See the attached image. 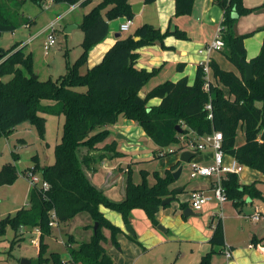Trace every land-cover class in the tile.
<instances>
[{
  "label": "trees",
  "instance_id": "trees-1",
  "mask_svg": "<svg viewBox=\"0 0 264 264\" xmlns=\"http://www.w3.org/2000/svg\"><path fill=\"white\" fill-rule=\"evenodd\" d=\"M30 1L40 5L44 0ZM50 1L70 6L76 3L84 5L89 0ZM154 1L145 0V3ZM174 1L175 16L190 14L194 0ZM25 2L0 0V34L14 32L20 26L17 15ZM217 4L224 11L220 24V38L224 43L222 51L239 74L225 71L215 61H209V73L216 84L209 80L207 90L204 89L202 65H199L192 85H188L186 78L176 82L165 81L143 98L139 96L140 90L157 75L159 69L150 72L137 69L136 51L156 42L162 43L167 36L186 38L177 29L168 28L162 33L149 24L119 36L100 63L81 72L86 66L89 50L108 35V23L120 17L132 20L128 0H103L83 16L80 24L83 33L81 53L74 62L65 61V71L56 80L33 79L31 57L24 55L21 48L16 50L18 45L8 50L0 49V135L10 133L30 113L42 138L45 128L43 115L63 117L62 135L54 147V162L39 170L48 189L31 188L27 206L18 210L13 218L0 222V232L7 224L13 229V242L19 239L18 232L22 228L39 231L37 264L48 260L44 257L47 245L43 237L51 234L52 229L48 226L51 212L55 213L58 224L82 213L87 214L92 222L87 227L92 232L87 241H73V236H67L66 250L73 264H113L106 245L117 247V236L122 232L103 216L100 207L120 214L125 226L129 225L131 211L140 209L151 225L157 227L156 215L162 208V202L175 197L176 190L170 189V186L174 183L172 173L179 164L165 170L162 175L142 169L138 183L132 181L128 169L125 195L120 202L109 200L89 181L85 171L95 172L97 165L106 157L104 154L92 156V152L106 151L112 154V158L123 156L116 151L115 141L106 142L110 133L108 127L115 125L119 117L141 127L146 137L159 148L153 160L173 151H182L201 136L220 132L221 150L225 155L239 165L264 175V39L258 55L249 62L253 66V79L246 82L240 61L245 60L244 39L250 34L237 35L234 29L238 17L258 8H245L242 0H221ZM32 23V20L24 19L22 25ZM22 69H26L28 74L25 75ZM221 86L227 89L228 96H225ZM80 88L84 90L79 91ZM152 98L160 99V103L149 108L147 103ZM42 100L54 103L41 105ZM208 104L210 110L206 109ZM209 114L211 118H208ZM238 127L243 129L244 137L239 146L236 145ZM33 161L36 171L37 161L35 158ZM150 174L153 178L151 184L148 183ZM15 177L14 166L3 165L0 186L11 184ZM221 186L227 201L236 209L242 207L246 197L264 201L255 182L242 185L236 174H226ZM129 237L134 239L132 235ZM208 242L211 248L221 247L223 250L224 233L220 220L214 224ZM213 253L214 250L206 253L199 264H210ZM51 257L54 264H62L57 253H51Z\"/></svg>",
  "mask_w": 264,
  "mask_h": 264
},
{
  "label": "crops",
  "instance_id": "crops-1",
  "mask_svg": "<svg viewBox=\"0 0 264 264\" xmlns=\"http://www.w3.org/2000/svg\"><path fill=\"white\" fill-rule=\"evenodd\" d=\"M102 1L103 0H89L88 3L84 5L78 3L77 7L73 10H69V6L67 5L68 8L65 12L57 16L55 20H57V22L62 21L70 12L81 7L82 12H80V21L71 19L69 23L64 22L63 24L65 29L68 25L69 33L80 28V22L83 16ZM217 1L221 0H194L190 14L175 16L174 0H155L150 4H146L145 0H128L130 6L141 4V6L136 9L137 13L133 14L132 26L136 24L137 28L140 25L149 24L159 29L162 33L168 28H171L177 29L186 35V38L183 39L167 36L163 39L162 43L156 42L152 45L141 47L136 51L138 53V58L135 63L137 69H144L148 72L152 69H159L157 75L140 90V97L143 98L152 88L165 81L176 82L182 78H186L188 85H192L195 80L197 67L212 60L215 61L221 69L239 74L237 68L226 59L223 51H213L208 56L200 52L207 43L212 41L217 27L222 22L224 11L217 4ZM242 4L248 9L258 8L248 15L238 17L234 26L237 35L251 34L244 39L245 61L249 63L258 55L262 39H264V0H242ZM235 16L234 14V17ZM124 20V17H120L108 23V35L102 42L89 50L86 66L81 69L82 73L86 69H90L100 63L104 54L114 45L116 39L123 35V33L119 32V25ZM32 21L34 23V20ZM65 32L67 33L66 30ZM117 34L120 35L117 37ZM20 47L19 45V48ZM208 77L213 84H216L211 72ZM221 89L225 96H228L227 89L223 86H221ZM159 103L160 99L152 98L148 101L147 107H155L158 106ZM125 123L126 122H123L120 126L117 124L113 125V127L120 129L121 127H123V129H130L132 127V136H134L132 137V141L125 138L127 145H123L121 148H117L116 144V151H122L121 153L123 156L112 158V154L106 151L92 152V156L104 154L106 157L97 165L95 172L85 171L89 181L113 202H120L124 198L126 175L128 169L131 171L130 165L132 163L136 164L138 171L140 168L149 165L151 168L149 172L157 171L162 175L165 170L171 169L177 164L181 165L179 156L182 151H190L195 154L191 161L185 164L186 166L184 164L182 165L180 176L177 180H174V183L170 186V189L176 190V195L173 197L174 200L162 206L156 215L158 226H160L162 230L151 225L144 211L140 209L131 211L132 237H134V240L136 236L139 237L137 242H132V253L134 255L132 257V264L142 259L143 256L146 255L147 249L151 248L167 252L165 257L173 260V264H199L200 259L206 253L214 250L210 258V264H219L216 258L214 259V255L219 254L221 257H224L222 248H211L208 241L212 233L205 229L201 220L198 219L201 222L200 227H195L194 225L196 217H201L204 222L209 220L211 223L213 222L215 224L217 222L215 215L219 214L218 211L223 213L219 220L223 227L224 245L231 249L232 254L230 259L224 257L225 260L222 264H264V226H261L262 228H259L260 230L258 227L250 229L249 232L241 234V238L240 236H233L228 226V222L232 215H234L233 218L238 219L242 207L236 209L230 201L219 205L214 200H211L207 202L199 212H195L191 209L189 203L190 193L192 191H209L212 187V180L191 178L190 164H212V150L206 148L203 151H196L186 146L182 151H173V153L169 155L153 160V155L159 151V148L154 145L150 138L145 136L140 127L136 126L134 122L128 121L129 124L127 125ZM133 132L135 134H133ZM243 138V129L238 127L236 134L237 146L243 143ZM231 159L232 157L225 155L224 161L225 163H229ZM178 167L174 171H176ZM238 179L239 183L242 185L255 182L256 188L261 192L262 197H264V175L255 170L243 167L241 173L238 174ZM133 180L135 183L139 182V179L137 176L135 177V175H133ZM258 201L262 200L258 199ZM248 204L251 207L249 216L254 212L255 207L258 209L260 208L259 210L264 214V205L259 206L255 204L253 200H249ZM100 211L110 223L122 231L120 234L121 240L118 242L120 243L119 246H106L107 250L110 248V250H108L110 254L117 252L118 255H120L119 257H121L124 254L121 242L125 243V245L128 244L129 242L127 241L130 234L125 231V225L119 215L115 216L112 211L104 207H100ZM112 216L116 219L114 218L115 220H112ZM76 217H82L83 220L87 222L82 227V233H80L78 238L83 241L89 239L92 234L91 230L87 229V227L90 226L89 216L82 213ZM262 221H264V218L258 223ZM68 234L73 235L74 240L77 241L70 227ZM171 243H174V245L178 243L177 250L173 245L172 247L174 248L170 249ZM183 243L186 244L185 247L181 246ZM67 257L68 253L66 252V256L61 259H66ZM113 264L115 263L113 262Z\"/></svg>",
  "mask_w": 264,
  "mask_h": 264
},
{
  "label": "rangeland",
  "instance_id": "rangeland-1",
  "mask_svg": "<svg viewBox=\"0 0 264 264\" xmlns=\"http://www.w3.org/2000/svg\"><path fill=\"white\" fill-rule=\"evenodd\" d=\"M67 8L68 6L65 3H53L46 0L38 5L30 0H26L17 15V21L20 26L14 32H4L0 34V49L8 50L12 46L18 45V47H16L17 50L20 45L24 55H30L31 57L30 73L32 76H36L40 81H45L48 78L52 80L58 79L65 71V61L68 60L72 63L79 57L81 53L80 44L83 38V33L80 28L66 33V29L63 27V22L69 23L71 19L80 21V12H82L81 7L76 8L62 21L57 22V24L51 27L56 17L65 12ZM24 19L34 20V23L22 26ZM135 29L136 24L131 26L129 31L132 32ZM51 32L55 38V45L44 54L43 45L48 34ZM127 33H123V35ZM22 71L25 75L28 74L26 69H22ZM78 90L83 91L84 89L80 88ZM40 103L41 105H52L54 102L51 100H42ZM43 116L45 118V128L42 138H40L37 128L33 124L30 113L26 116L24 121L18 124L10 133L0 135V169L3 165L9 164L14 166L16 172L15 180L11 184L0 186V222L8 217L13 218L18 210L27 206L29 193L32 187L25 176V172L30 167L34 166L33 159L35 158L37 161L38 168L35 171L37 175H39V170L41 168L51 165L54 162V147L55 144L60 141L62 135L63 117L50 114ZM123 122H126V125L129 124L128 120L126 121L122 117L118 118L116 124L120 126ZM136 126L138 125L136 124ZM108 129L110 133L106 142L115 141L117 148L127 145L125 138L132 141V137H134L132 136V127L130 129H123V127H121L120 129L109 126ZM140 129L142 130L141 127ZM133 134L135 133L133 132ZM20 141L22 143H19ZM173 147L176 148V146ZM118 152L121 153L122 151ZM118 157H121V155ZM130 166L131 179L133 182V175H135V177L137 176L140 181L139 171L141 169L151 170L149 165L140 168L139 171L135 163H132ZM152 181L153 178L150 174L148 176V183L151 184ZM249 200H253L255 204L259 206L264 205V201L246 197L242 205V211L238 215V219L233 218L234 215H232L228 222L233 236H240L241 234L249 232L250 229L257 227L259 229L262 228L261 226H264V221L255 223L250 219L249 213H251V207L248 204ZM110 211H112L115 216L119 215L120 218H122L117 212L113 210ZM218 213L219 216L222 217L223 213H221V211H218ZM114 218L115 217L112 216V220L116 219ZM198 219L202 221L205 229L212 233L213 227L211 226V222L209 220L204 222L201 217L195 218V227L201 226V222ZM131 221L132 213H130L129 217L130 227ZM86 223L87 222L84 221L82 217H74L66 223H59L58 227L51 228V234L43 237V241L47 245V251L44 257L48 260L40 264H54L51 253H57L60 258L66 256L67 251L64 243L67 240V236L70 235L68 234L69 227L76 236L77 241H83L79 239L78 236L82 233V227ZM91 224L92 222L90 220V225ZM18 237L19 239L13 242V229L8 224L3 227L2 232H0V264H22L21 262L23 260L28 261L27 264H37L38 248L31 243V240H37V238H39L38 230L22 228L18 232ZM120 238V235H118V242L121 240ZM138 239V236L135 237V240L129 237L127 241L129 243L126 245L121 242L124 253L121 257H119L120 255H118L117 252L110 254L108 251L110 248H108L107 251L112 261L115 264H132V257L134 256L132 253V242H137ZM72 240L75 241L74 237ZM119 244L120 243H118V246ZM172 245L177 250L178 243H175V245L171 243L170 249L174 248ZM106 246H109V244ZM181 246L185 247L186 244L183 243ZM166 253L165 251L163 252L162 250L154 248L147 249L146 255L135 264H173V260L165 257ZM215 258L219 264H222L225 260L224 257H221L219 254L214 255V259Z\"/></svg>",
  "mask_w": 264,
  "mask_h": 264
},
{
  "label": "built area",
  "instance_id": "built-area-1",
  "mask_svg": "<svg viewBox=\"0 0 264 264\" xmlns=\"http://www.w3.org/2000/svg\"><path fill=\"white\" fill-rule=\"evenodd\" d=\"M78 3L69 6V10H73L77 7ZM57 24V20L52 23L51 27ZM132 26V20L125 19L119 25V32L126 33L129 32ZM53 30V29H52ZM221 26L219 25L215 31L214 37L211 42L207 43L204 48L200 52H203L207 56L210 55L213 51H222L224 48V43L220 38ZM55 45V38L53 33L48 34L45 43L43 45L44 54H46L53 46ZM202 70L204 73L205 83L204 89L207 90L208 82H209V66L208 62L202 64ZM206 109L210 110V105H206ZM208 118H211V115H208ZM222 145V134L220 132H213L208 135H204L198 138L197 142H190L187 146L196 151H203L206 148H210L212 150V159L213 162L210 165H200L197 163L190 164V177L191 178H201V179H211L212 187L209 191H192L189 195V203L191 209L195 212H199L202 210L203 206L214 200L217 204L222 205L227 201L225 193L222 189L221 182L223 178H225L226 174H240L243 170V166L239 165L234 159H231L229 163H225V154L221 150ZM25 176L27 177L29 183L32 188H40L42 190L48 189V184L44 180H42L40 174L37 175L34 171L33 167H30L26 172ZM250 219L254 222H259L262 218H264V214L255 207L254 212L249 216ZM217 221L220 219L219 214L215 215ZM48 226L50 228L58 227L57 218L54 212L50 213ZM214 227V223L212 224ZM39 232V231H38ZM31 243L38 248L39 238L37 240L32 239ZM222 253L226 259H230L231 249L224 245ZM62 264H73L69 259V256L66 259H61Z\"/></svg>",
  "mask_w": 264,
  "mask_h": 264
},
{
  "label": "water",
  "instance_id": "water-1",
  "mask_svg": "<svg viewBox=\"0 0 264 264\" xmlns=\"http://www.w3.org/2000/svg\"><path fill=\"white\" fill-rule=\"evenodd\" d=\"M140 6H141V4H135V5H132V6H131L132 13H133V14H136V13H137V10H136V9H138ZM63 24H64V22H63ZM67 27H68V26H66V31L68 32V28H67ZM119 35H120V34H117V37H118ZM240 64H241V66H242V68H243V71H244V81L247 82V81L252 80V79H253V73H252V68H253V66H252V64L246 62L245 60H241V61H240ZM32 77H33V79H37L36 76H32ZM194 156H195V154L192 153V152H190V151H182V152L180 153V156H179V162L181 163V165H179L178 169L172 173V176H173V179H174V180H177L178 177L180 176V173H181V171H182V165H183V164H184V165H185V164H188ZM173 200H174L173 197L167 198V199H165V200L162 202L161 205H162V206L167 205V204H169L170 202H172ZM187 210H188V209H187ZM189 211H190V210H189ZM184 214L186 215L185 212H184ZM96 227H97V224L95 223V224H94V227H93L94 232L96 231ZM157 228L160 229V230H162V228H161L160 226H157ZM125 231H126L128 234L133 235V231H132V228L130 227V225L125 226ZM21 263H22V264H27L28 261L23 260Z\"/></svg>",
  "mask_w": 264,
  "mask_h": 264
}]
</instances>
